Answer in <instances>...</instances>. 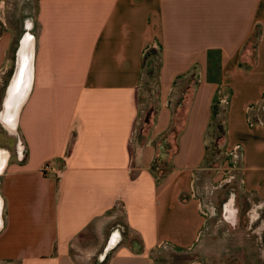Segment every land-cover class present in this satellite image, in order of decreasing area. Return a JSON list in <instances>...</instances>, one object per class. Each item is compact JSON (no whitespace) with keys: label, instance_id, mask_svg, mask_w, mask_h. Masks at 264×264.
Listing matches in <instances>:
<instances>
[{"label":"crops","instance_id":"1","mask_svg":"<svg viewBox=\"0 0 264 264\" xmlns=\"http://www.w3.org/2000/svg\"><path fill=\"white\" fill-rule=\"evenodd\" d=\"M28 5L16 38L0 31L6 91L19 41L32 44L15 142L0 145V264H162V247L188 254L212 236L219 205L262 241L264 0ZM152 54L155 109L135 137ZM46 163L56 172L43 175ZM252 247L239 256H264Z\"/></svg>","mask_w":264,"mask_h":264},{"label":"rangeland","instance_id":"2","mask_svg":"<svg viewBox=\"0 0 264 264\" xmlns=\"http://www.w3.org/2000/svg\"><path fill=\"white\" fill-rule=\"evenodd\" d=\"M29 11L30 6L28 5V0H3L0 12V31L8 30L12 33L14 38H16L22 30L24 16H26ZM148 58V66L151 67L150 70H152L153 73L150 79L147 81L143 80L141 83V91L138 99L140 113L135 137L137 133L138 135L144 133L146 122L151 119L152 112L155 109L156 82L154 77L157 67L156 54H152ZM9 75V71L0 75V105L8 85ZM218 125L219 124H213L212 126V138L214 141L221 135V129ZM13 141L15 142V136H8L0 124V145L4 146L5 142L11 144ZM214 148V145L210 146L209 152L213 153L216 151L218 154L217 150H214ZM219 206L216 212L217 217L214 220V224H218L219 227L216 228L215 225L213 226L214 229L211 233V237H206V240L203 239L196 247V250L188 254L162 247L157 252V262L159 263V261H161L162 264H188L190 262H198V264H264V256L251 258L239 256V254H243V250L249 249L252 246L257 250L264 251V227H261L260 233L258 232L259 236L262 238V241L258 243L255 241V236L244 234L246 227L244 226L243 220L240 221L241 223L237 230L224 223L221 218V208ZM260 219H264V210L263 213L260 214ZM256 223L255 226L261 224L260 221ZM238 239L244 241H239Z\"/></svg>","mask_w":264,"mask_h":264},{"label":"water","instance_id":"3","mask_svg":"<svg viewBox=\"0 0 264 264\" xmlns=\"http://www.w3.org/2000/svg\"><path fill=\"white\" fill-rule=\"evenodd\" d=\"M31 65V38L25 35L24 38L19 41L18 49L15 54V67L0 112V121L3 123L4 127L13 134L16 132L20 110L30 90Z\"/></svg>","mask_w":264,"mask_h":264},{"label":"built area","instance_id":"4","mask_svg":"<svg viewBox=\"0 0 264 264\" xmlns=\"http://www.w3.org/2000/svg\"><path fill=\"white\" fill-rule=\"evenodd\" d=\"M168 158H169V147L166 144L162 143L158 147V153L155 161L154 169L156 170V172L160 173L161 175H165L170 171L168 167L166 168V165L168 164ZM40 172L43 175L48 176L50 172H56V171L51 163H46L40 168ZM58 175L59 173L57 172L56 176L59 177Z\"/></svg>","mask_w":264,"mask_h":264},{"label":"trees","instance_id":"5","mask_svg":"<svg viewBox=\"0 0 264 264\" xmlns=\"http://www.w3.org/2000/svg\"><path fill=\"white\" fill-rule=\"evenodd\" d=\"M146 123H147V122H146ZM218 126H219L220 129H221V135H220L219 138H217V140H216V141H217V143L215 144L216 149L218 148V144H219L218 142L223 138V135H224V131H223L222 125L219 124ZM219 127H218V128H219Z\"/></svg>","mask_w":264,"mask_h":264},{"label":"bare ground","instance_id":"6","mask_svg":"<svg viewBox=\"0 0 264 264\" xmlns=\"http://www.w3.org/2000/svg\"><path fill=\"white\" fill-rule=\"evenodd\" d=\"M5 158H6V152L5 151L0 152V160H2L3 162Z\"/></svg>","mask_w":264,"mask_h":264},{"label":"flooded vegetation","instance_id":"7","mask_svg":"<svg viewBox=\"0 0 264 264\" xmlns=\"http://www.w3.org/2000/svg\"><path fill=\"white\" fill-rule=\"evenodd\" d=\"M3 128V127H2ZM4 130H5V132L8 134V136H11V133L10 132H8V130L4 127L3 128Z\"/></svg>","mask_w":264,"mask_h":264}]
</instances>
